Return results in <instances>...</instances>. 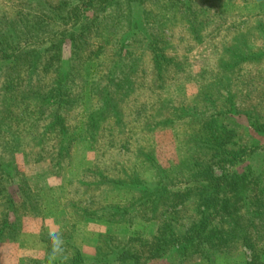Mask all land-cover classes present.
<instances>
[{
    "label": "rangeland",
    "instance_id": "obj_1",
    "mask_svg": "<svg viewBox=\"0 0 264 264\" xmlns=\"http://www.w3.org/2000/svg\"><path fill=\"white\" fill-rule=\"evenodd\" d=\"M82 1L0 0L3 36L32 28L76 34L88 29H82L83 24L94 26L96 31L89 29L94 32L85 38V50L72 67L86 70L87 85L102 90L110 79L118 77L111 73L115 64L126 63L133 87L120 102L122 121L108 122L98 127L93 137L86 135L84 139L62 141L49 133L43 141L34 131L28 133L27 114L35 105L15 109L24 118L12 123L17 147L9 151V157L0 158L2 164L13 169L12 180L0 184V202L13 196L15 205L29 190L34 200L26 209L20 206L15 211L18 216L10 204L4 202L3 207L0 203V220L8 214L10 223L0 227V264H77L74 260L79 257L85 260L78 264H118L121 250L129 241L136 240L134 246L147 243L143 249L147 254L159 238L168 240L171 234L165 226L170 217L181 218L188 225L204 200V182L186 185L173 177L179 165L193 163L194 156L199 161L212 159V146L219 144L216 139L207 137L210 145L205 143L201 150L206 155L191 150L193 143L188 139L192 134L202 135L207 130L205 122L213 121V128L233 131L229 150L245 153V161L238 165L240 170L252 166L256 174L264 172V131L253 126L254 122L264 125V0H195L198 12L187 18L177 8L170 10L171 0H142L130 8L125 2L103 7L95 0L93 6L72 9ZM61 2V16L80 15L81 21L50 20ZM167 4L170 7L163 18L160 14H165ZM154 13L158 14L156 19L152 18ZM135 20L140 22L139 31L133 29ZM161 20L169 39L158 52L164 57L155 60L151 39L143 32L146 27L151 32L161 29ZM26 40L23 37L20 46H34ZM54 42L60 43L64 63H70L74 42ZM100 45L102 57H93ZM57 60L55 51L43 54L40 75L34 77L44 91L50 89L59 72ZM3 64L0 59V70ZM4 81L0 74V87ZM3 96L5 93H0V110L8 104ZM90 96V105L95 106L98 94ZM69 111L68 124L73 128L78 120L73 121V117L80 112L78 108ZM170 115L175 117L174 124L146 126L150 120L163 122ZM35 128L39 134L44 129L41 125ZM10 132L0 141L12 143ZM215 161L209 168L212 173L221 176L227 172L226 163L218 157ZM261 177L264 183V175ZM133 178L136 184L131 182ZM164 185L169 186L168 193ZM189 187L197 193L186 201L188 192L184 189ZM3 193L7 194L5 199ZM255 222L250 234L261 249L264 222ZM177 228V234L186 231V227ZM250 256L251 251L240 245L232 257H220L216 264H245ZM145 264L209 263L201 256L181 258L170 249Z\"/></svg>",
    "mask_w": 264,
    "mask_h": 264
},
{
    "label": "trees",
    "instance_id": "obj_2",
    "mask_svg": "<svg viewBox=\"0 0 264 264\" xmlns=\"http://www.w3.org/2000/svg\"><path fill=\"white\" fill-rule=\"evenodd\" d=\"M93 1L95 0H83L82 2L74 4L72 9L77 11L80 10L81 7L87 5L93 6ZM97 1L98 2L95 3L103 7L111 5V3L120 4L125 2L130 8L131 6L138 5L139 1L141 2L142 0ZM194 1L195 0H171V3L168 2L171 7L167 4V7L163 8L165 14L162 13L160 16L166 18V12H168V8L170 7V10L177 8L180 13L184 15L187 14L186 18L194 17L198 12ZM62 4L63 2L58 5V13L50 16V20L57 21V19H64L67 23L73 20H80V15H73L74 17L61 16ZM146 13L148 14V12ZM157 16L158 14L154 13L152 18L156 19ZM153 22L158 24L157 20ZM159 22L161 23L159 26L161 29H153L151 32L148 27H146L144 28V30L146 29L145 32H143L146 37L151 39L149 46L153 50L154 56L157 55V59L154 57L155 60H160L164 57L158 52L161 51V47L167 44L169 39L167 38L169 35L165 32V22L162 20ZM139 23V20H135L133 29L139 31ZM81 26H83L82 29H88L76 34L74 32L69 33L66 30L63 32H56L44 29L41 30V28L15 30L13 32H8L7 36L0 34V45H2L0 47V59L4 60V64L1 65L3 68L0 70V74H3L5 77L4 84L0 87V93H5V96L1 97V99L5 97L4 101L6 103L8 102V104L5 105L6 108L4 107L0 110V140L3 134H11L10 131H12L13 137L12 143L4 144V142L0 141V158L9 157L12 154V152L9 151L13 150V148L18 145L15 137L16 130L13 129L12 123L16 122L17 119L23 120V114L15 110L21 106L26 107L29 104L35 105L36 108L27 114L30 116L28 119L31 128L28 133L31 135L34 131L35 134L43 138V141L44 137L49 133L53 135L56 134L62 141H67V139L70 140L73 137L84 139L86 135H91L93 137L98 127L111 121L113 124L120 123L122 117L120 102L125 94L133 92L132 84L128 80L126 72L129 67L126 63H116L111 73L116 74L118 77L116 80L110 79L109 82L102 87V90L87 85L88 74L86 70H81L79 67H72V63L79 57V53L85 50V38L89 39V33L94 32L89 29L93 28L95 30V27L85 24ZM160 30L161 32H159ZM96 35L102 36V34L98 32H96ZM23 37L27 38L25 41L26 43L29 42L34 46L29 48L20 46L19 42ZM60 37L62 39H59ZM65 39L74 42L72 45L74 53L71 56L70 63L67 61L64 63V60L61 58L62 50H60V43L54 42L55 40L61 41ZM44 44L48 45L44 46ZM48 50L50 52L55 51V56L58 59L57 69L59 72L57 71L58 74L56 78L51 82L50 89L44 91L40 82L38 83V79H35L34 76L35 74L40 75L39 65L41 64L43 54ZM102 50L103 46L100 45L97 50H95L93 57H102ZM119 59H121V55ZM67 66H69V68ZM21 67H26V69L22 71L20 69ZM21 72L24 73L23 78H20ZM77 80H81L80 85L76 83ZM95 93H97L98 96L95 106H92L90 105V95ZM37 104H39V106H37ZM76 108L79 109L80 113L76 118L73 117V121L74 119L75 121L76 119L78 120L72 128L68 124L70 115L69 110H75ZM147 116L150 117V115ZM174 118V116L170 115L167 116L166 120L163 122H154V120H150L148 123V121H146L148 123L146 126L156 127L158 125L165 126L174 124ZM192 119L196 120L195 118ZM198 120L200 119L198 118ZM39 125L44 127L40 134L36 132L37 128H35ZM205 125L207 130H204L202 135L192 134L188 139L193 143L191 150L198 151L197 153L204 155L206 154L201 150H204L203 146L205 143H207L206 145H210V140L213 138L216 139L219 144H217V146H212V159L210 158L209 161L205 158H200L199 161L194 156V162L187 165L186 163L179 165L178 168L180 169H176V175L173 177L179 182H186V185L187 183L204 182L206 190L204 192V200L202 203L200 201L198 204V214L192 218L193 220L188 225H186V222L182 221L181 218L170 217L167 223L168 225L164 226L168 227L167 230L170 232L171 237H169L168 240L159 238L158 242L150 248L147 254L143 252L147 243L141 242L137 244V246H134L137 243L136 240L129 241V243H126L127 245L125 244V249L123 248V250H121L122 256L120 258H122V260H118V264H145L148 261L163 257L170 249L174 250L181 258H188L193 255L201 256V258L207 260L209 264H216L220 257H232L234 251L239 248L240 245L246 247L248 251H251L250 259L246 261L245 264H264V247L261 248V246H259L261 249H257L258 245L255 244L254 236L250 234V230H253L256 220H260L261 223L264 222V183L262 182L263 177H261L264 175V172L257 171L258 173L256 174L252 166H246L244 171L240 170L238 165L245 161V153L243 152L240 154L239 152L229 150V146L232 144L231 138H233L231 132L233 133V131H227L226 128L219 126L213 128V121L212 123L211 121L205 122ZM253 126L264 131V125L258 126V122H254ZM72 131L74 134H72ZM208 136L211 139H208ZM217 157L220 161L228 165L227 172L223 173L221 176H217L209 169L212 167L211 162H216L215 160ZM12 175L13 169L2 164L0 160V184L2 183L4 185L5 181H8V179L12 180ZM161 179H163L162 176L160 177V180ZM131 182L136 184L134 178ZM228 185L232 187L229 190H225ZM164 187L167 189L168 193L169 186L164 185ZM184 190L188 192L186 201L190 200L194 193H197L196 191L191 192V187ZM2 192L3 188H0V193ZM6 197L7 194L3 193V198L5 199ZM33 200V195L29 190V192L26 191L21 194V201L15 205L14 203L16 202L13 196L8 197L6 201L0 203L3 207H5L4 202H6V205L10 204L9 207H12L11 211L18 216V213H15V211H17L20 206H22L21 208L23 209L32 206ZM256 205L257 207H262L261 210H257L255 208ZM119 208L122 209L121 207H117V209ZM127 210L128 209H126V211ZM8 219V214L3 215V218L0 220V227L3 228V226H5L4 224L9 226L10 223ZM178 226L186 227V231L183 234H177ZM84 260V258L79 257V259H75L74 261L78 264V262ZM30 262L40 264L36 261Z\"/></svg>",
    "mask_w": 264,
    "mask_h": 264
}]
</instances>
